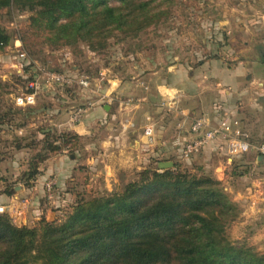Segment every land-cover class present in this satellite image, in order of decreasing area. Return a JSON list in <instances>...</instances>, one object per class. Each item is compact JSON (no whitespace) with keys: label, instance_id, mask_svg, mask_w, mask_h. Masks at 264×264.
<instances>
[{"label":"rangeland","instance_id":"1","mask_svg":"<svg viewBox=\"0 0 264 264\" xmlns=\"http://www.w3.org/2000/svg\"><path fill=\"white\" fill-rule=\"evenodd\" d=\"M153 5L155 11H165L155 24L136 36L116 30L107 45L97 50H91L87 42L66 45L50 40L51 33L38 17L37 10L19 4L0 6V30L11 37L9 44L0 48V117L6 115L7 118V122L0 123V206L14 203L18 211L24 206L23 213H15L24 215L25 212L26 216H36L48 207L53 213L49 219L55 221L71 210L58 209L57 205L68 207L74 197L64 203L58 190L57 201L46 202L44 187L25 192L28 189L26 187L24 191L20 177L30 159L44 145L40 128L56 132L64 130L60 123L67 118L71 120L80 107L92 101V97H87L92 92V83L89 89H85L78 82L83 73L91 74L93 82L94 77L102 76L100 72L103 70L106 75H132V71L144 61L149 67H156L168 66L175 57L189 58L187 62L192 64L201 63L206 58L224 57L232 65L238 61H261L264 56V0H155ZM40 68L52 73L62 72L74 82H53L37 95L34 104L18 105L16 97L25 93L32 81L27 82L20 75L29 71V75L35 74V79L45 85L46 76ZM32 108L35 110L28 111ZM255 132V135L264 133L263 121ZM260 136L256 139L260 140ZM19 140L31 144V147L17 149ZM219 146L224 151L225 146ZM83 157L81 151L79 158ZM95 160L96 164H101V159L97 162L98 156ZM158 161L152 154L147 155L139 166L118 171L109 186L97 176L96 187H85L92 182L88 178L79 193L88 199L121 191L124 185L139 180L142 171L157 167ZM178 163L189 174L210 176L219 182L220 188L233 202V213L236 214L227 227L228 238L264 253V165L256 163L249 154L237 156L229 162L225 151L221 156H206L200 152ZM82 165L85 167L86 164ZM6 188L13 192V196L4 193ZM33 221L27 224L32 226Z\"/></svg>","mask_w":264,"mask_h":264},{"label":"trees","instance_id":"2","mask_svg":"<svg viewBox=\"0 0 264 264\" xmlns=\"http://www.w3.org/2000/svg\"><path fill=\"white\" fill-rule=\"evenodd\" d=\"M114 1L118 2L0 0V6L19 4L37 10L50 40L66 45L87 42L91 50L104 48L116 30L136 36L165 13L154 10L155 0ZM10 39L0 30V48ZM26 72L20 77L27 82L35 79ZM4 122L6 115L0 117ZM40 129L44 145L20 177L27 188L37 182L45 160L64 150L76 156L81 145L73 132ZM20 140L17 149L31 147ZM56 191L57 185L53 202L58 199ZM79 192L68 207L57 205L61 210L71 208L57 221L47 218L48 207L32 226L17 225L9 213L0 212V264H264L263 252L228 238L226 230L236 214L219 182L187 173L178 161L172 168L157 164L153 170L145 169L139 180L121 191L88 199ZM4 193L13 196L9 188ZM59 193L62 202L70 200ZM45 201L52 202L47 195Z\"/></svg>","mask_w":264,"mask_h":264},{"label":"crops","instance_id":"3","mask_svg":"<svg viewBox=\"0 0 264 264\" xmlns=\"http://www.w3.org/2000/svg\"><path fill=\"white\" fill-rule=\"evenodd\" d=\"M188 59L175 57L168 66L156 67H149L144 61L132 75L94 77L92 92L87 96L92 97L94 105L81 121L75 123L67 118L60 123L64 130L78 134L83 142L76 148V156L64 150L49 157L35 185L32 188L23 185L24 191L45 188L49 179H55L62 197L71 198L88 178L92 182L85 187H96L97 176L109 186L118 171L139 166L147 155L152 154L160 162L175 163L181 160L184 139L189 137L196 116L218 122L223 115L232 113L241 119L243 128L253 139L258 135L264 138L263 132L255 135V129L264 123V56L261 61H238L232 65L224 57L206 58L198 64L187 62ZM101 94L111 95L113 101L108 103ZM149 119L157 124L156 149L147 145L144 135ZM219 144L223 145L220 140H214L201 152L206 156H221L224 151L227 154L226 147L222 151ZM81 151L83 158H79ZM248 154L264 165L255 153ZM96 156L101 164H96ZM228 161L231 162L229 157ZM83 178L85 181H81ZM50 211V208L46 211L48 219L53 214ZM40 214L13 215L15 223L27 224L38 221Z\"/></svg>","mask_w":264,"mask_h":264},{"label":"built area","instance_id":"4","mask_svg":"<svg viewBox=\"0 0 264 264\" xmlns=\"http://www.w3.org/2000/svg\"><path fill=\"white\" fill-rule=\"evenodd\" d=\"M19 41V40H18ZM40 71L46 76V84L43 85L39 80H32L28 84V90L16 97V102L20 106L32 105L36 102L37 95L43 92L48 85L53 82L59 84H72L74 79L66 74L52 73L46 71L45 68H40ZM100 75L105 76L106 72L101 71ZM79 85L82 88L89 89L92 83V76L89 73H83L79 76ZM108 103L113 101L111 95L104 94L101 96ZM94 105V101L87 102L85 107H80L72 116L74 122L81 121L89 109ZM157 124L154 120L149 119V122L144 128L146 143L149 147L155 148L157 145ZM214 140H220L226 147L227 156L232 159L248 153H255L257 157H261L264 163V140H255L251 137L242 125L241 119L232 113L222 116L218 122L212 121L207 116H196L193 118L190 126V135L181 148L180 158L190 159L200 153L209 143ZM55 179H49L45 184L46 195L50 201L54 199ZM20 211L15 210V204L1 205L0 212H7L11 215L13 222L15 212H21L25 207L22 206ZM17 224V223H15ZM23 225V224H17Z\"/></svg>","mask_w":264,"mask_h":264},{"label":"water","instance_id":"5","mask_svg":"<svg viewBox=\"0 0 264 264\" xmlns=\"http://www.w3.org/2000/svg\"><path fill=\"white\" fill-rule=\"evenodd\" d=\"M259 158L261 159V157H259ZM174 165H175V163L173 161H163V162L159 163V167L161 169L172 168V167H174Z\"/></svg>","mask_w":264,"mask_h":264}]
</instances>
